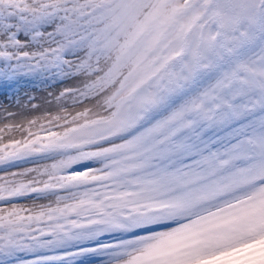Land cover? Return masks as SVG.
<instances>
[{
    "label": "snow or ice",
    "instance_id": "1",
    "mask_svg": "<svg viewBox=\"0 0 264 264\" xmlns=\"http://www.w3.org/2000/svg\"><path fill=\"white\" fill-rule=\"evenodd\" d=\"M36 73L0 264H264V0H0V76Z\"/></svg>",
    "mask_w": 264,
    "mask_h": 264
},
{
    "label": "rangeland",
    "instance_id": "2",
    "mask_svg": "<svg viewBox=\"0 0 264 264\" xmlns=\"http://www.w3.org/2000/svg\"><path fill=\"white\" fill-rule=\"evenodd\" d=\"M63 83L51 80L44 73L17 75L14 78L0 76V105H6L11 110L25 111L21 106L32 102L43 104L47 93ZM33 97L34 101L31 99Z\"/></svg>",
    "mask_w": 264,
    "mask_h": 264
},
{
    "label": "bare ground",
    "instance_id": "3",
    "mask_svg": "<svg viewBox=\"0 0 264 264\" xmlns=\"http://www.w3.org/2000/svg\"><path fill=\"white\" fill-rule=\"evenodd\" d=\"M53 89H54V88H53ZM49 91H50V90H48L47 92H49ZM47 92H46V93H47ZM47 94H48V93H47ZM17 110H18V109H17Z\"/></svg>",
    "mask_w": 264,
    "mask_h": 264
}]
</instances>
